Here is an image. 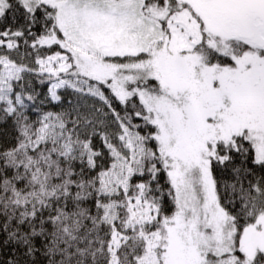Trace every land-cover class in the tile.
<instances>
[{"label":"snow or ice","instance_id":"obj_1","mask_svg":"<svg viewBox=\"0 0 264 264\" xmlns=\"http://www.w3.org/2000/svg\"><path fill=\"white\" fill-rule=\"evenodd\" d=\"M0 264H264V0H0Z\"/></svg>","mask_w":264,"mask_h":264}]
</instances>
